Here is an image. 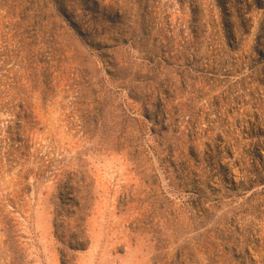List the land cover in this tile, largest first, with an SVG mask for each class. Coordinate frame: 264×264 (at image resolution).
<instances>
[{
	"label": "rangeland",
	"instance_id": "obj_1",
	"mask_svg": "<svg viewBox=\"0 0 264 264\" xmlns=\"http://www.w3.org/2000/svg\"><path fill=\"white\" fill-rule=\"evenodd\" d=\"M0 264H264V0H0Z\"/></svg>",
	"mask_w": 264,
	"mask_h": 264
}]
</instances>
